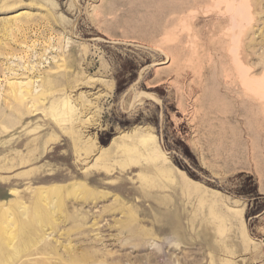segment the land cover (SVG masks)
Instances as JSON below:
<instances>
[{"label":"rangeland","instance_id":"rangeland-1","mask_svg":"<svg viewBox=\"0 0 264 264\" xmlns=\"http://www.w3.org/2000/svg\"><path fill=\"white\" fill-rule=\"evenodd\" d=\"M1 110L0 264H264V0H0Z\"/></svg>","mask_w":264,"mask_h":264},{"label":"bare ground","instance_id":"bare-ground-1","mask_svg":"<svg viewBox=\"0 0 264 264\" xmlns=\"http://www.w3.org/2000/svg\"><path fill=\"white\" fill-rule=\"evenodd\" d=\"M9 87H10V93L13 96H16V99L19 100L20 102L23 99H25V96H29L31 99L36 98V95H33L28 90L25 91V93H24L23 90L21 89V87H22L21 85L10 84ZM5 104L6 103H4V105ZM20 107H21V105H18L17 109H20ZM2 108L6 109V107H4V106ZM13 109L10 108V111L11 112L17 111V109H14V110ZM6 110H8V109H6ZM3 113L4 112H2V110H1L0 111V118L4 119ZM17 118H18V115H17ZM22 133H23V131H22ZM137 134H138V132H136L132 135L126 134V135L122 136L120 138V143H118V145L114 151V155L110 156L107 159L108 160L107 163L110 166L111 165L115 166L116 170H119L120 172H127V171L132 172L133 169L137 170V175L136 174L135 175L137 176V179H138L137 181L139 182V186L135 187V190L138 191L142 197L148 198V197L152 196L153 194H155L153 191L154 188H164V187L166 188V186L170 184V183L168 184L167 180H171L170 177L173 174V171H172V168L170 166H168L169 160L166 158L164 152L155 144L154 139L149 135H143V134L137 135ZM9 136H10V134H9ZM12 139L14 140V138H12ZM31 146L32 145H30V147ZM3 150H4V148L0 146V151H3ZM11 151H13V150H11ZM86 151L87 150H85V152ZM14 152H16V151L14 150ZM8 157H10V156H8ZM2 160L3 159L0 160V165L3 163ZM18 164H19V161H18ZM1 166H3V165H1ZM176 180H177V178H176ZM156 200L158 201V199H156ZM206 200H209V199L207 198ZM212 200H211V202H212Z\"/></svg>","mask_w":264,"mask_h":264}]
</instances>
